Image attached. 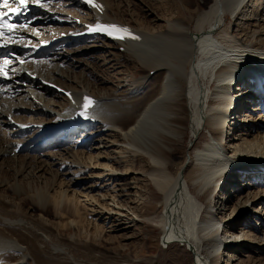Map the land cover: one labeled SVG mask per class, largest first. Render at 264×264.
<instances>
[{"label":"bare ground","instance_id":"bare-ground-1","mask_svg":"<svg viewBox=\"0 0 264 264\" xmlns=\"http://www.w3.org/2000/svg\"><path fill=\"white\" fill-rule=\"evenodd\" d=\"M30 1L36 19L13 30L23 42L38 43L54 34L80 31L84 21L95 17L129 23L121 19L123 13L112 9L110 0H103L105 10L80 0L55 4ZM262 2L212 0L205 5L200 0H153L146 11L149 25H140L135 12L136 24L129 23L141 34L139 40L116 43L98 35L92 45L75 48V38H71L57 44L44 58L27 59V52L2 41L8 50L0 51V68L7 73L0 75V160L6 161L30 145L27 139L11 137L29 129L46 135L57 133L60 138L65 134L74 137L76 132L82 135V128L92 129L77 143L82 146L81 153L90 146L86 159L75 157L79 151L69 152L59 172L60 181L55 179L51 189L48 186V193H43L46 198L37 196L48 201V206L39 204L44 214L52 211L62 218L74 205L65 206L61 200L53 205L49 197L59 192L67 204H84L85 211L88 207L94 220L87 225L74 218L55 222L44 214L36 217V208H24L21 203L26 196L15 180L24 174L22 164L13 170L15 181L8 185L18 200L0 195V264L28 262L23 259L27 253L35 264H88L91 257L102 259L105 254L92 245L99 249L109 239L105 232L127 228L139 220L125 206L136 201L129 189L138 191L142 179L150 194L162 196L163 240L193 251L198 257L195 264H219L224 252L229 255L226 264H239L235 263L240 258L237 250L243 246L264 251V99L257 83L252 82L259 78L264 83V13L258 10ZM153 9L166 13L162 24ZM243 9L247 10L243 23L250 18L254 23L249 30L246 26L239 31L232 26V19ZM64 43L71 47L64 49ZM98 47L105 49L101 59L106 75H110L109 68L119 66L116 60L120 55H129L133 68L139 65L135 76L140 77L127 82L126 77L124 81L117 78V87L107 89V81H112L109 77L88 64L87 68L79 66L86 51ZM27 69L33 75H27ZM84 92L97 100L89 114L93 121L81 123V116H73L70 109ZM202 126L209 132L203 144L194 143L189 156L175 162V149L187 131L198 134ZM34 133L28 141L34 139ZM240 178L239 185H245L248 193L238 202L240 199H234L242 191L233 188ZM49 189H56L54 195ZM78 207H73L76 212L82 208ZM132 211L139 217L146 215L138 203ZM227 211L236 217L228 219ZM241 215L250 216L247 225L256 230L254 237L248 235L247 225L241 226ZM72 228L76 236L59 230Z\"/></svg>","mask_w":264,"mask_h":264},{"label":"rangeland","instance_id":"rangeland-1","mask_svg":"<svg viewBox=\"0 0 264 264\" xmlns=\"http://www.w3.org/2000/svg\"><path fill=\"white\" fill-rule=\"evenodd\" d=\"M59 1L62 2L63 0H58V1L53 0V1H50V3L52 2L51 4H55L56 2H59ZM152 1L151 0H110L111 4L114 3L113 4L114 7L112 5V9H114L116 12L123 13L124 16L121 17V19H124V20L126 19L129 23H131L132 25H135L136 24L135 23V19H136L135 15L137 14L138 17L140 18L139 19L140 25H144V26H145V24L149 25V18L150 17L148 16V14L146 16V11H147V9L150 8V3ZM211 1L212 0H200V2L202 4H205V5H209L211 3ZM119 4H120V6H119L120 8H118ZM248 7L249 6L247 5L245 8L248 10ZM253 7H254V5H253ZM253 7L250 8V11L253 9ZM246 9H243V12L241 14H239V16L237 18L232 19V26L235 29L238 28L239 31H244L245 29L249 30L250 24L254 23V19H252V18L247 20V24L243 23L247 17V14H246V17L243 16L244 12L246 13V11H247ZM258 10L260 12L264 13V0L262 2V5H260V8ZM258 10H257V12H259ZM153 11H154L155 15L156 14L158 15L159 21L162 24L163 19L167 18L166 17L167 15L165 16L166 13H161V11L159 12L156 9H153ZM134 12L136 14H134ZM51 13L55 14L54 11H52ZM130 14L133 15V18L131 17ZM193 24H194V22H193ZM137 26H139V25H137ZM246 26H248V27H246ZM244 27H246V28L244 29ZM258 34H259V32H258ZM95 36H97V35L87 37V38L84 37L81 41H79V42L75 41L74 44L72 43V45L75 48H77L80 45L81 46H86L88 44L92 45L94 42V40H92V39H94L93 37H95ZM263 37H264V35H263ZM71 40L72 39L70 38L68 40H65V42H68ZM62 46L64 49H68L71 47L66 43H64ZM102 52H105V49L102 47L101 48L98 47L96 49H92V48L88 49V51H86V54L81 57L82 61L79 62V66L87 68V64H88L91 67L97 68L96 71L99 72L102 76H105L106 74L103 72V69H105V67H103V60L101 59V57L103 56ZM128 56L129 55H120L118 60H116V62H118V64H119V66L116 68H109L108 69V72L110 73V75H106V77H109L112 81H110V80L107 81V84L105 85L107 89H113V88L117 87V83H118L117 78H120V80L123 79L122 81H124L125 80L124 78L126 77L127 78L126 82H127L129 80L135 79V77L136 78L140 77V74L135 76V71L140 69L139 65H136V68L134 69L133 68L134 64L132 63L131 60H129L132 57L129 56V58H128ZM113 63H115V61H113ZM113 63H110V64H113ZM100 64H102V65H100ZM63 67H65V65ZM74 68H75V70L77 69V71L79 72L80 69H78V67L75 66ZM101 70L103 73L101 72ZM57 87H58V85H57ZM54 89L57 90L58 88H54ZM21 91L22 90H20V92ZM25 115H29V113L25 112ZM34 130H35L34 128H33V130L29 129V131L27 130L25 133L18 135V137L17 136L14 137L15 135L11 136L15 139H22V140L27 139V142H30L31 147H30V145H28L27 147H24L22 150L21 149H19V151L17 150L18 152H15L16 154L14 153L13 157H10L9 159H5L6 161L0 160V163L3 164V166L0 168V182L4 181L3 184L5 183V185L0 187V195H5L6 198L12 199L14 202H16L18 200L16 198V196L18 194L17 195L14 194L15 191H13V188H9L8 185L12 184L15 180H17V182L19 184H21L23 187V190H22L23 196H26L25 197L26 199L21 203V205L26 209L30 208L29 210L36 208L34 210V213H35V216L37 217L38 215L44 214L41 212L42 209L40 207V205H41L40 202L44 203V200H43V198H39L40 197L39 195H43V197L46 198V196L43 193L44 192L46 193L48 191L47 190L48 186H49V188L52 187L54 185L55 179H57V181H60L62 176L61 177L59 176V172H60V170H62V167L65 166V164H64L65 159L64 158L69 156V152H72V150L74 152H77V151L80 152L83 150V149H81L82 146L77 144V143L80 142V140L82 139L83 135H85V133L88 134V132L92 131V129L89 130L88 127H86L85 129L82 128L83 131L80 129V131L83 132L82 135L80 133L76 132V134H74V137L69 136V134H65V136H63L64 138L63 137L60 138L59 137L60 134L57 135V133H53V135L52 134L46 135L45 132H42V131L34 133ZM33 133H34V139L31 141H28L29 137H31V135ZM208 133L209 132L207 131V129H205L203 126L201 127V130L198 134H195L191 130H188L185 137L183 138L182 144H180V145L178 144L176 149H175V152H176V153H174L175 162L178 163V162L184 161V159L189 156L188 153H189L190 147H192V145L194 143H197V142L199 145H202L204 142V139L207 137ZM48 140H51L52 143H49L46 145V141H48ZM87 148H84L85 149L84 153L83 152L82 153L81 152L76 153L75 157L76 158L79 157L78 159H80V160H82V157L84 159H86L85 157L88 156V152H86V151L89 150L90 146H88ZM85 153H86V155H85ZM77 154H79V155H77ZM125 154H127V152H125ZM120 163L121 164H118L117 166L122 165L123 161H120ZM22 164L25 166L24 172H23L24 174H21V176L17 177L14 180L15 176L13 175V173H14L13 170L20 167ZM142 180L140 181L142 183H140L138 185L139 188H140V185L142 186L138 190L139 193H138V191L135 192V190H134L135 188L129 189L131 196L134 197L135 198L134 200H136V201L131 203L130 204L131 206L129 205L130 207H127V206H125L126 208L123 207V208L127 209L128 211H131L132 213H129V214L134 216L135 218H137L139 220H136V222L135 221L130 222L129 226H127V228H123V229L117 228L113 232L111 231L110 233H108V231L105 232V235L109 239H105V241H103L99 245V249H98V246L96 247V244L94 245L93 242L91 243V240H93V237H91V236L87 237L90 239L89 243L91 245L93 244L92 246L94 248H97V250H99L98 253L102 252V254L103 253L105 254L102 257V259H101V257H99L100 259L99 258L97 259L96 257H91L92 260L88 259V258L87 259L89 261H91L90 262L91 264L92 263L93 264L94 263H96V264H102L103 263L104 264L105 262H106L105 264H107V263L108 264H195L198 257L195 254H193V251L187 250L183 245H180L177 242L166 243L163 240V238H162V236H163L162 225L160 223L161 214L163 213V208L161 206V197L162 196L158 192L156 193V195H153L152 193L150 194V191L148 189H146V187L144 186L147 183L145 182L144 179H142ZM240 180H242V179L240 178L236 182L237 184H235V186L233 188V190L238 188V189H240V191H242L240 193V195L239 196L237 195L234 199L235 201H236V199H240V200H238V202H240L242 200V196L244 194L248 193V189L246 188L245 185H241V186L239 185L240 182L242 184V181H240ZM57 186H58V184H57ZM131 187H132V185H130V188ZM50 189H49V193H51V194H53V192L56 191V189L55 190H50ZM225 192H226V190H225ZM54 194L53 195L56 196L57 199H55L54 196L52 197V195L49 197V201H51L50 200V198H51L53 205L54 204L56 205L57 203L59 204L61 201H63V202H61V204L65 205V206H70L71 204L72 205L74 204L73 206L71 205L72 206L71 208L73 210L71 208H69L70 210H68V212L66 213L68 216H66V214H65L64 216H62V218H61V216H59V217L55 216L54 212L49 211L48 213H45L43 215L45 218L48 217L50 220H53L55 222H57V221L59 222V221H63V220L65 222H68L69 220H72L74 218L73 220H76V219L79 220L80 219L79 221L83 222V224H86L87 222L93 223L94 219L92 217H94V216H92L91 211L87 209L88 207H86V211H88V212H86L85 209H83L85 207L84 204H83V206L79 205V207H82V208H80L81 212H80V210L79 211L77 210V212H76L75 208L78 207L77 203H73L72 201H71L72 203H69L70 202L69 201L67 204V202H65V199L63 197H60L61 195L59 194V192H57V194H56V192H54ZM57 195H59V196H57ZM216 195H217V193H216ZM116 198H117V196L114 197V199H116ZM36 199H37V201H36ZM66 201H67V199H66ZM137 203H138V209L141 211V213H143V214L146 213V215H140V217H139L138 214L133 213L132 209H134L137 206ZM44 204H46V206H48V201ZM134 205H136V206H134ZM74 206H75V208H73ZM132 206H134V208ZM50 207H52V206H50ZM89 212L91 214H89ZM226 213H227L226 217L228 219L229 218L234 219L236 217V215H233L230 217L229 216V213H231L230 211H227ZM252 215H254V210L252 211L251 216ZM89 216H91V217H89ZM91 218H92V221L90 220ZM249 218H250V216L247 217L245 215H241V217H240L241 226L245 227L247 224H249V222H250ZM247 226H248V228H247L248 229V231H247L248 235L254 237V235L257 234L256 230L254 228H252L251 225L250 226L247 225ZM59 230H60V232H62V234L64 233L65 235L66 234H72V235L76 234L74 228H72L71 231L62 230V229H59ZM100 231H101V229L98 232H100ZM107 240H109V241H107ZM4 244L5 243H3L2 245H4ZM5 247H6V245H5ZM244 254H247V255H244ZM26 255L27 256L23 255V259L27 260L28 262H24L23 264H35V261L30 258V255L28 253ZM237 255L240 258H238L236 260L237 262L235 261V263L244 264L247 261V259H249V262H251V263L246 262L245 264H264V251L259 250L258 248L254 250V249L245 248L243 246L237 250ZM228 256L229 255H225V252H224V255L222 256V260L219 264H226L227 263L226 260H227ZM243 260H244V262H243ZM92 261H94V262H92ZM109 261H110V263H109ZM90 263H88V264H90Z\"/></svg>","mask_w":264,"mask_h":264},{"label":"snow or ice","instance_id":"snow-or-ice-1","mask_svg":"<svg viewBox=\"0 0 264 264\" xmlns=\"http://www.w3.org/2000/svg\"><path fill=\"white\" fill-rule=\"evenodd\" d=\"M15 3L22 5L24 8H27L29 5V0H14ZM33 2L35 3H39V0H33ZM44 6V5H41ZM3 8L8 9V12H4V11H0V37H4L5 35V30H7V32L12 33L13 29H14V25L9 23L8 19H5L6 16H9L10 13H15V14H19L20 13V9L19 8H9V0H3ZM21 27H27V25H21ZM108 29H113V30H120L118 29V26L116 25H108V26H103V28L101 26H97V28L92 29L93 31L96 30H105L107 31ZM122 31L127 32V29H123ZM109 35H111L112 33L109 32ZM38 35V33H37ZM116 38L122 39L123 36H117ZM5 64L8 63V61L4 62ZM0 75H7L6 72L3 71L2 68H0ZM86 103L84 104V108H87L89 106V104L92 103L91 99L88 97L84 98ZM83 114V113H82Z\"/></svg>","mask_w":264,"mask_h":264}]
</instances>
